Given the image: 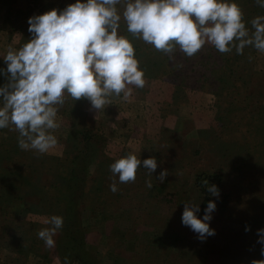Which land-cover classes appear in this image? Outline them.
Instances as JSON below:
<instances>
[{
  "label": "rangeland",
  "instance_id": "rangeland-1",
  "mask_svg": "<svg viewBox=\"0 0 264 264\" xmlns=\"http://www.w3.org/2000/svg\"><path fill=\"white\" fill-rule=\"evenodd\" d=\"M75 2L0 0V69L7 67L3 57L9 47L19 49L32 38L29 17L52 9L59 12ZM234 2L248 21L246 27H251L253 18L264 16V8L255 0ZM119 34L133 44L141 65L148 70L154 63L164 73L144 76L143 88L129 86L128 99L113 97L111 105L98 112L87 99L67 97L57 114L59 128L53 132L58 143L47 153L20 149L18 132L0 129V146L8 140L17 144L12 162L0 165V196L8 200H0V228L6 232L0 235H23L35 242L26 255L0 243V264H80L57 253L61 230L54 237V248L45 247L37 236L50 226L45 223L49 217L62 216L64 189L72 171L75 226L85 241L81 262L252 264L264 260L257 242V230L264 228V53L249 47L243 55L235 49L222 54L206 43L193 57L177 47L170 59L133 38L123 20ZM0 83H6L5 76L0 75ZM129 153L141 161L156 158L152 177L142 165L135 182L120 183L113 176L110 164ZM165 169L169 174L160 183L155 177ZM211 173L221 176L222 186L219 198L212 201L225 200V209L216 205L209 222L215 235L200 241L181 223V216L184 202L202 209V195L192 182L197 175ZM149 179L152 188L146 186ZM113 181L115 193L110 190ZM13 209L27 212L16 220ZM17 224L26 225L16 230Z\"/></svg>",
  "mask_w": 264,
  "mask_h": 264
},
{
  "label": "clouds",
  "instance_id": "clouds-1",
  "mask_svg": "<svg viewBox=\"0 0 264 264\" xmlns=\"http://www.w3.org/2000/svg\"><path fill=\"white\" fill-rule=\"evenodd\" d=\"M255 3L264 8V0ZM121 20L133 38L142 39L170 59L177 47L193 57L206 43L222 54L235 49L243 55L249 47L264 53V16L253 18L251 27H246L244 13L234 0H76L62 11L34 15L27 21L32 38L19 49L9 47L3 57L7 67L0 69L6 79L0 86V129L18 132L20 149L44 154L57 145L53 132L59 128L57 114L67 97L87 99L98 112L111 105L113 97L128 99L129 86H145L134 46L119 34ZM141 165L152 177L157 160L141 161L129 153L109 168L120 183H130L135 182ZM168 174L162 170L155 179L163 183ZM146 186L152 188L151 179ZM202 186L219 198L216 185L203 180ZM110 190L118 191L115 181ZM215 210L216 203L210 200L203 217L198 218L199 205L184 202L181 223L204 241L215 235L209 226ZM45 223L50 226L37 236L45 247L54 248L63 217L52 215ZM249 230L246 226L245 231ZM257 235L264 255V228ZM252 264H264V260Z\"/></svg>",
  "mask_w": 264,
  "mask_h": 264
},
{
  "label": "trees",
  "instance_id": "trees-1",
  "mask_svg": "<svg viewBox=\"0 0 264 264\" xmlns=\"http://www.w3.org/2000/svg\"><path fill=\"white\" fill-rule=\"evenodd\" d=\"M245 23H246V26H248V21H245ZM137 54L138 53H135L136 58L139 61L140 68L143 71H145V73H147L145 74V76L153 77L154 74L164 73L163 71L159 70L157 68V65L154 63L151 64L152 66H149V69L147 70L146 66L141 65L143 62L142 60H140ZM2 85L3 84L0 83V86ZM0 149H1L0 165L3 163H7L8 165L10 162H12L11 156H14V153L16 152V149H17V144L8 140L7 144H3L2 146H0ZM87 152H89V148ZM83 157L87 158L86 155ZM86 163H87V160L84 164ZM1 166L3 167V165ZM13 172H15L14 174H16L15 169L13 170ZM74 175L75 173L73 174V171H72L71 174L68 176L67 184L64 189L65 191L64 199L66 200L65 210L62 213L64 223L61 229V235H60L61 238H59L60 240L58 241L56 245V251L61 257L64 258L65 261H68V260L69 262L77 261L80 264H86L84 263V261L81 262L82 258L79 254L83 251V247H85V241L83 239L84 237L80 231L76 230V226H75L77 218L74 216L76 212V205H74V202L76 201L74 200V189H73V183L75 182ZM203 180H207L209 185H213V184L216 185L217 188L219 189V192L222 189L221 188L222 187L221 186V176L219 174L211 173L208 175L200 174V175L195 176L192 182V185L202 195V200L200 204V207L202 208L201 210L207 207V203L210 200L211 201L214 200V196L210 195L207 191V188L202 186ZM15 187H18V186H15ZM0 200L3 201L4 203H8V200L3 198L2 196H0ZM223 202H225V200L222 201L221 199L220 201L217 202L218 204H216L220 211H223L225 209ZM123 209L126 210L127 208H123ZM24 210L19 213L13 209V213H14L13 218L16 220L21 219V217L24 216V213L27 212V209H24ZM201 210L199 212L200 214H202ZM30 211H33V210L31 209ZM25 225L17 224L14 229L16 230L23 229ZM0 231H3L4 233H6L5 230H1V228H0ZM4 233L3 235H0V238H1L0 243L8 247L10 250L15 246V249L13 250L14 253L16 252V254L18 255H23V254L26 255L28 252V249L33 250V247H34L33 245L35 243L34 240L32 239L28 240L27 238H23V235H21L19 238L17 237L14 238L13 235H10V234L4 235ZM82 257L83 259H85L84 253Z\"/></svg>",
  "mask_w": 264,
  "mask_h": 264
}]
</instances>
